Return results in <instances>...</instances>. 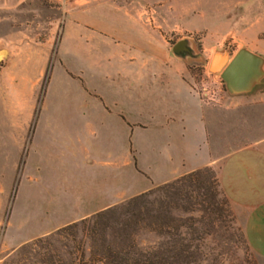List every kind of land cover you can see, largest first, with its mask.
Returning <instances> with one entry per match:
<instances>
[{"label":"rangeland","instance_id":"374dc122","mask_svg":"<svg viewBox=\"0 0 264 264\" xmlns=\"http://www.w3.org/2000/svg\"><path fill=\"white\" fill-rule=\"evenodd\" d=\"M132 22L171 53L194 44L195 89L224 104L227 151L264 135V80L231 96L209 69L217 52L264 57V0H0V264H264V237L247 236L211 167L53 221L77 210L65 198L76 175L56 150L74 147L75 104L95 96L89 81L104 69L111 29ZM132 167L131 187L143 179ZM56 196L61 204L42 205Z\"/></svg>","mask_w":264,"mask_h":264},{"label":"crops","instance_id":"0c3cea01","mask_svg":"<svg viewBox=\"0 0 264 264\" xmlns=\"http://www.w3.org/2000/svg\"><path fill=\"white\" fill-rule=\"evenodd\" d=\"M145 30L137 22L111 29L104 69L89 81L95 96L75 104L74 147L56 150L58 165L76 175L65 198L77 210L53 221L84 220L211 167L247 236L264 237V135L227 151L224 104L201 97L190 64L162 39L146 38ZM215 134L221 145L215 146ZM44 149L53 153L49 145ZM131 166L143 176L133 187Z\"/></svg>","mask_w":264,"mask_h":264},{"label":"water","instance_id":"95a60500","mask_svg":"<svg viewBox=\"0 0 264 264\" xmlns=\"http://www.w3.org/2000/svg\"><path fill=\"white\" fill-rule=\"evenodd\" d=\"M172 53L178 59L189 62L200 58L189 39L177 42ZM210 71L220 74L231 96L251 93L264 80V57L248 48L240 49L236 55L217 52L210 62Z\"/></svg>","mask_w":264,"mask_h":264},{"label":"trees","instance_id":"16d2710c","mask_svg":"<svg viewBox=\"0 0 264 264\" xmlns=\"http://www.w3.org/2000/svg\"><path fill=\"white\" fill-rule=\"evenodd\" d=\"M200 172L201 171H197V172H195V173H192V174H190V175H192V176H196V175H198V174H200ZM188 176V175H187ZM184 177H186V176H184ZM181 178H183V177H181ZM181 178H179V179H181ZM179 179H177V180H179ZM177 180H175V181H177ZM172 182H174V181H172ZM172 182H169V183H172ZM169 183H167V184H169ZM166 185V184H165ZM101 214V213H100ZM99 215V214H98Z\"/></svg>","mask_w":264,"mask_h":264},{"label":"built area","instance_id":"2783aa9c","mask_svg":"<svg viewBox=\"0 0 264 264\" xmlns=\"http://www.w3.org/2000/svg\"><path fill=\"white\" fill-rule=\"evenodd\" d=\"M202 96L205 99L207 96H209V92L206 89H204L203 93H202Z\"/></svg>","mask_w":264,"mask_h":264},{"label":"bare ground","instance_id":"6f19581e","mask_svg":"<svg viewBox=\"0 0 264 264\" xmlns=\"http://www.w3.org/2000/svg\"><path fill=\"white\" fill-rule=\"evenodd\" d=\"M210 69V68H209Z\"/></svg>","mask_w":264,"mask_h":264}]
</instances>
